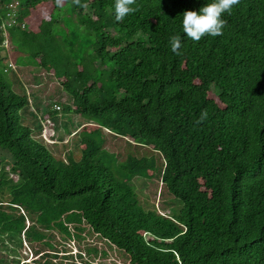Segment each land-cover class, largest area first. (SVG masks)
<instances>
[{"label":"trees","instance_id":"trees-1","mask_svg":"<svg viewBox=\"0 0 264 264\" xmlns=\"http://www.w3.org/2000/svg\"><path fill=\"white\" fill-rule=\"evenodd\" d=\"M13 1L25 27L0 29V51L15 47L51 74L71 96L59 109L80 120L75 154L57 158L29 95L0 73V164L11 174L0 169V236L31 245L36 258L22 264H75L53 261V231L94 238L103 248L86 255L118 252L121 264H264V0H240L223 34L199 42L182 14L214 0H136L122 22L115 0H0V17ZM136 177L160 183L170 209L146 207Z\"/></svg>","mask_w":264,"mask_h":264},{"label":"rangeland","instance_id":"rangeland-1","mask_svg":"<svg viewBox=\"0 0 264 264\" xmlns=\"http://www.w3.org/2000/svg\"><path fill=\"white\" fill-rule=\"evenodd\" d=\"M5 48H7L6 45ZM0 56L5 59L0 64V73L3 78L9 82L13 81L15 84L13 89L18 93H22L24 88L25 93L29 95L30 107L28 111L36 113L38 117V122L42 126L40 138L57 158L65 159L66 154L71 152L74 155L76 151L74 150L73 140L77 135H73L80 130V120L72 114L64 115L61 112V108L59 110L55 108L56 106L65 107L70 104L71 96L61 89L59 82L51 74H47L34 63L30 62L28 57L22 55L15 47L1 50ZM12 74H15L18 81L23 85V87L21 86L22 89L18 85L19 83H16L15 79H13ZM52 109L58 112L56 114L57 122H53L50 116L47 115L49 114L48 111L51 112ZM24 118L25 124L33 126V119L28 113H26ZM107 147L113 152H123L124 150L123 144L120 141H113L111 139L107 142ZM128 148L132 152L138 150L134 145L128 146ZM139 153L151 155L150 150L147 148L141 149ZM9 163L3 161L0 164V169L3 168L10 177ZM132 182L135 185L137 194L146 207L154 208L160 213H165L170 209L166 205L167 198L163 199L159 194L160 183L137 177ZM29 224V222H26V225ZM52 234L54 235L52 241L55 248L58 249L57 256L59 257V259H54V262L62 261L63 263H67L74 261L75 264H84V262H91L92 264L122 263V259L119 256L121 254L110 250L107 251L106 257L98 256L91 259L93 258L92 255H86L84 249L88 246L96 247L99 252L103 248V245L94 238H88L80 243H76L63 239L56 231H53ZM32 246L36 247L37 245L33 243ZM78 254H81V258L77 257ZM62 255H71L73 259H63ZM0 257L5 259L7 264H10L13 259L22 264L29 261L32 262L36 258L33 248L25 239H22L21 245H19L16 241L7 240L5 236H0Z\"/></svg>","mask_w":264,"mask_h":264},{"label":"clouds","instance_id":"clouds-1","mask_svg":"<svg viewBox=\"0 0 264 264\" xmlns=\"http://www.w3.org/2000/svg\"><path fill=\"white\" fill-rule=\"evenodd\" d=\"M57 5L62 4V0H56ZM72 3L87 8L86 4H81L80 0H72ZM136 3V0H115L114 13L117 22H122L125 17L137 11V8L131 7ZM240 0H214L212 3L205 4L199 11L183 12L182 28L185 36L194 42H199L205 35L212 37L223 34V28L226 26V21L222 19L225 12L230 13L234 5H238ZM169 44L173 53L179 55L181 48V38L179 36H171ZM207 118V111L201 112L200 119L196 123L202 122Z\"/></svg>","mask_w":264,"mask_h":264},{"label":"built area","instance_id":"built-area-1","mask_svg":"<svg viewBox=\"0 0 264 264\" xmlns=\"http://www.w3.org/2000/svg\"><path fill=\"white\" fill-rule=\"evenodd\" d=\"M17 13H18V2L17 1L10 2L7 5V11L5 12V17H0L3 19L0 29L5 31L6 28H10L16 25H19L21 28H24L25 24L17 21V17H16ZM6 43H7L6 40H4L3 45L5 46ZM55 108L59 110V106H56Z\"/></svg>","mask_w":264,"mask_h":264}]
</instances>
